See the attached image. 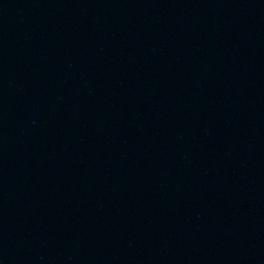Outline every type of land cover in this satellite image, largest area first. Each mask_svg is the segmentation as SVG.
<instances>
[{
	"label": "water",
	"instance_id": "water-1",
	"mask_svg": "<svg viewBox=\"0 0 264 264\" xmlns=\"http://www.w3.org/2000/svg\"><path fill=\"white\" fill-rule=\"evenodd\" d=\"M0 264H264V0H0Z\"/></svg>",
	"mask_w": 264,
	"mask_h": 264
}]
</instances>
